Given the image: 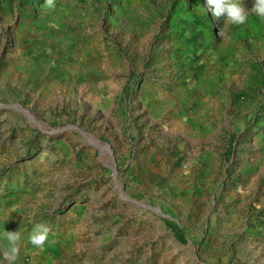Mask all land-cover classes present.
Returning a JSON list of instances; mask_svg holds the SVG:
<instances>
[{"label": "rangeland", "instance_id": "1", "mask_svg": "<svg viewBox=\"0 0 264 264\" xmlns=\"http://www.w3.org/2000/svg\"><path fill=\"white\" fill-rule=\"evenodd\" d=\"M239 2L244 25L0 0V264L15 230V264H264V18Z\"/></svg>", "mask_w": 264, "mask_h": 264}, {"label": "clouds", "instance_id": "2", "mask_svg": "<svg viewBox=\"0 0 264 264\" xmlns=\"http://www.w3.org/2000/svg\"><path fill=\"white\" fill-rule=\"evenodd\" d=\"M208 3L213 6V16L217 18L222 15L226 16V23L230 22L235 25H244L248 22V13L239 0H208ZM46 5L48 7H54V0H46ZM251 11L257 16L264 18V0H254ZM219 35H223L222 30L219 31ZM49 231L50 229L47 225L43 223L36 224L29 236L30 243L42 249L48 239ZM5 238L8 245L2 253L3 259L8 264H15L20 253V232L18 230L6 231Z\"/></svg>", "mask_w": 264, "mask_h": 264}, {"label": "trees", "instance_id": "3", "mask_svg": "<svg viewBox=\"0 0 264 264\" xmlns=\"http://www.w3.org/2000/svg\"><path fill=\"white\" fill-rule=\"evenodd\" d=\"M171 228H172L173 232H174L176 235H178V234L181 233V229H180L179 226L174 225V226H172Z\"/></svg>", "mask_w": 264, "mask_h": 264}]
</instances>
